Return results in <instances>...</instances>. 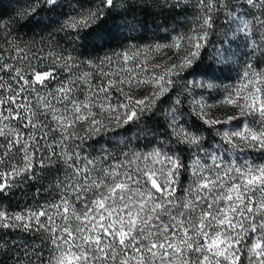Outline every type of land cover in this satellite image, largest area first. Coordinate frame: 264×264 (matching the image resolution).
Returning <instances> with one entry per match:
<instances>
[{
  "label": "snow or ice",
  "instance_id": "snow-or-ice-1",
  "mask_svg": "<svg viewBox=\"0 0 264 264\" xmlns=\"http://www.w3.org/2000/svg\"><path fill=\"white\" fill-rule=\"evenodd\" d=\"M43 3L51 10L59 0ZM78 4L79 0L71 6L59 29L72 43L90 34L96 22L117 6L116 0H98L94 8L87 9ZM180 4L181 0H175L172 6L178 8ZM194 7L199 24L193 34L178 35L168 45H155L156 51L175 49V59L169 56L171 63L164 66V71L146 80L130 69L127 77L114 70L101 72L100 82L93 84L88 72L72 75V57L56 56L54 63L63 59L62 70L70 75L58 81L57 88L41 95L37 86L47 88L49 81L56 79L55 68L27 72L9 63L0 64V72L15 73L11 75L15 86L0 76V137L4 138L0 143V190L17 180L23 183L36 179L38 153L42 169L47 162L48 167L64 171V180L60 181L64 191L58 203L23 214L0 210V228L32 232L35 221L37 232L48 233H41L39 245L25 241L9 246L7 240L0 242L4 254L16 249L11 257L14 264H264V164H224L226 154H264V68L259 67L264 64V0H197ZM31 12L35 14V4ZM220 19L226 29L223 35L231 33L234 37L220 41L221 45L242 38L249 59L241 73L240 87L225 89L227 94L218 101L225 109L224 117H211L207 102L193 98L187 115L198 125L189 124L181 108V94L188 96L194 88L214 89L217 85L212 80L181 83L177 78L201 55L209 29ZM11 28L12 21L0 20L5 42L12 35ZM15 50L13 59H27L20 56L23 49ZM227 52L218 50L217 57H226ZM138 54L129 49L116 55L127 64ZM105 60L112 63L110 57ZM82 63L98 67L92 60ZM133 82L137 87L151 85V91L136 98L130 94L131 88L128 92L124 88ZM178 85L181 92L165 113L168 135L174 139L137 156L142 163L132 170L117 162L93 175L97 158L83 154L85 140L139 122L162 98L176 92ZM33 93L35 102L30 98ZM78 125H87L83 136L77 131ZM205 129H214L218 144L205 147ZM17 152L20 162L14 159ZM100 155L109 156L103 148ZM182 175L190 177L188 187L181 186ZM178 188L185 193L183 197L177 196ZM257 191L262 194L259 201L255 198ZM72 199L82 203V211H76ZM222 202L224 207L219 206ZM50 211L54 215H49ZM56 216L63 224H55ZM40 217H46L48 223H40ZM45 249L50 253L47 258Z\"/></svg>",
  "mask_w": 264,
  "mask_h": 264
},
{
  "label": "trees",
  "instance_id": "trees-1",
  "mask_svg": "<svg viewBox=\"0 0 264 264\" xmlns=\"http://www.w3.org/2000/svg\"><path fill=\"white\" fill-rule=\"evenodd\" d=\"M76 2L77 0H59V3L49 10V6L44 4L43 0H0V20L5 22L12 21V35L7 37L8 42H5L4 39L6 33L0 32V64L9 63L27 72H30L32 68L38 71L55 68L56 79L50 80L47 88L37 86L41 95L57 88L59 86L58 81L67 79L70 75L62 70L63 59L54 63L56 56L72 57L75 64L72 71L79 67L84 68L88 64L82 62L89 60L97 63L100 68L102 58L108 57L114 52L143 44L152 45L153 43L165 42L175 34L188 35L199 24L197 9L194 7L197 0H181L178 8L172 6L175 0H116L117 6L108 11L102 20L96 22L90 34L81 41L72 43L67 39L68 34L59 31V29L66 15L71 11V6L76 4ZM97 2L98 0H79L77 7L94 8ZM34 4L36 5V12L32 14L31 6ZM225 30L222 19L217 20L213 28L209 29L206 47L201 49V55L193 63L192 67L186 69V77L179 80L181 83L187 77H192L194 81L203 77L209 80L213 74L219 73L222 76L224 70H237L244 66L245 61L249 59L248 55H246L249 49L244 46L239 47L240 49L238 48V59L234 63L235 65L213 57L212 44L217 38H225L223 35ZM239 39L244 44L243 39ZM256 39H258V36ZM16 47L23 49L20 56H27L26 60L13 59L17 56ZM34 56L42 59H33ZM261 59H264V57H261ZM253 62H255V58ZM259 67L264 68V64L259 65ZM220 69L223 70L221 71ZM11 75H15V73L9 74L7 70L0 72V76L4 78L5 83L10 82L15 86V81L11 80ZM204 90V94H206L208 89ZM179 92H181V89L178 85L176 92L168 94L167 98H162L152 112H146L142 115L139 122L123 125L114 131L101 133L100 136L92 140H85L83 154H90V158H97L95 160L97 171L93 175H97L99 169L107 168L117 162L125 164L129 170H132L129 168L128 163L132 160V156H129L126 149L121 151L123 147L120 146L121 144H119L120 141L117 137L128 134L135 127L143 126L145 130L143 135L128 139V144L135 145L137 148H141L148 143L167 142L169 139H174L168 135L167 124L169 120L166 117L164 106L168 100ZM30 98L35 102V93ZM180 98L183 101L184 118L189 124L198 125V121L187 115L192 107L188 101V96L181 94ZM77 131L79 135L84 133L83 126L78 125ZM204 135L207 137L205 146L209 143H219V139L214 137V129H205ZM110 139H114L111 145H109ZM3 142L4 138L0 137V143ZM71 143L69 141L70 145ZM173 147H175L174 144ZM101 148L105 149L110 157L101 156ZM56 151L59 152L60 147H57ZM40 155L38 153L36 157V179H25L23 183L17 180L13 186L0 190V210H5L9 214H23L28 210L39 211L42 205L47 207L49 204L59 202L60 194L64 191L60 185V181L64 180V171L62 168L57 170L56 166L48 167L47 162L46 167L42 169L38 163ZM43 155L47 156V153ZM244 155L253 156L264 161V154L250 151ZM14 159L20 162L21 154L17 152ZM190 183L191 179L189 176H181L182 187H188ZM184 195L185 193L178 188L177 196L183 197ZM70 203L77 212L82 211L83 205L80 201L72 199ZM49 215H54V213L50 211ZM194 215L198 216L199 214L195 213ZM40 223L47 224V218L40 217ZM55 224H63L59 216L55 217ZM75 224L76 222L73 218V227H75ZM31 226L32 232H25L22 228H0V242L7 240L9 246H11L12 242L20 244L25 241L39 245L41 243V233L44 236H47L48 233L43 232V230L37 232L38 225L35 221L32 222ZM15 251L16 249L13 248L12 252ZM12 252L7 254L0 252V264H14L11 258ZM49 255L48 249H45V257L47 258Z\"/></svg>",
  "mask_w": 264,
  "mask_h": 264
},
{
  "label": "rangeland",
  "instance_id": "rangeland-1",
  "mask_svg": "<svg viewBox=\"0 0 264 264\" xmlns=\"http://www.w3.org/2000/svg\"><path fill=\"white\" fill-rule=\"evenodd\" d=\"M193 30L188 34L192 35ZM178 36L177 34L173 35L169 40L165 42H160V43H153L152 45L149 44H143L140 46H134L122 51H117L111 54L110 57L112 59V63L109 64L106 60L105 57L102 58L101 61V67H97L94 65H85L84 68H77L72 71V75L74 76H81L83 73L88 72L91 75V82L93 84L99 83L101 80L100 74L101 72H106V73H112L114 70L120 71V75L122 77H127L129 75V69L131 70L132 74H134L136 77L139 79H149L153 75H159L164 71V66L167 64H170L171 61L168 60L169 56H172L173 59H175L174 53L175 49H169V48H162L160 51L155 50V45H168L173 43V38ZM231 33L225 38H217V40L214 41L212 44L213 52L214 53V58L217 60H221L225 63H230L231 65H235L234 63L237 62L238 59V50L240 49L239 47H243L244 44L240 41L239 38H236V43H225L223 46L221 45L220 41H229L233 39ZM239 48V49H238ZM131 50L132 52L138 51V55L134 57V59L130 60L127 64H125L122 60V58H118L116 54ZM224 49H227V55L226 57H217V51H223ZM234 53V55H233ZM97 65V63H95ZM139 65V67H137ZM156 65H159L160 67H156ZM244 70V66H241L240 69L238 68L237 70H224L222 76L219 73L213 74L209 80H212L217 87L214 89H208L207 93L204 94L205 90L201 88H194L191 92V95H188V101H190L195 98L196 100H200L201 98L207 102V105L210 107L206 109L208 113L210 114L211 117L216 118H223L225 115V109L218 103L221 99L224 98V96L227 94L225 89H234L237 87H240L241 84V73ZM186 70L181 73V76L178 77L177 79L180 80L184 79L186 76ZM115 78V77H113ZM219 79V80H218ZM186 80L189 81H194L192 77H187ZM201 80H207L206 77L199 78L197 81ZM106 83V80L104 81ZM125 91L128 92L129 88H131L130 94H133L136 96V98H142L144 95H148L149 92L151 91V85L144 84L139 87L135 86V83L131 86H129L127 83L124 85ZM85 94H87V86H85ZM176 97L173 96L170 100H168L167 104L164 106L165 111L169 109L171 101ZM80 99H83V96H80ZM188 107V106H185ZM182 111L184 112V107L183 105L181 106ZM186 110V108H185ZM228 114H231V112H228ZM87 125H83V128H86ZM217 128L220 127V125L216 126ZM225 127H230V126H225ZM223 130V129H221ZM145 133V130L143 129V126L135 127L133 130H130L128 134L126 135H121L120 137H117L120 141L119 144L120 146L123 147L121 151H124L125 149L128 151L129 156H132L131 164H129L130 169H134L137 165H140L142 162L137 160V156H143L146 155L147 153L151 152L152 149L156 146H159L161 143H166L164 141L160 142H153V143H148L143 145L141 148H137L135 145L128 144V139H134L138 135H143ZM84 133L80 134V136H83ZM219 139V137H217ZM114 139L109 140V145L113 144ZM168 142V141H167ZM70 145V144H69ZM209 145L215 146L216 144L209 143L207 144L208 147ZM110 147V146H109ZM253 153V152H252ZM110 157V156H109ZM245 161L249 163H254L256 165H261L264 164L263 160H260L258 158H255L253 156H245L241 155L239 157H236L234 155H228L226 154L224 157V164L225 165H230V164H235L237 166H243ZM191 163V161H189ZM210 163V161H208ZM228 178L225 177V180ZM70 191V190H69ZM255 198L257 201H259L262 198V194L260 192H256ZM220 207H224L223 202L219 205ZM199 214V213H198ZM245 243H250V241H245Z\"/></svg>",
  "mask_w": 264,
  "mask_h": 264
}]
</instances>
